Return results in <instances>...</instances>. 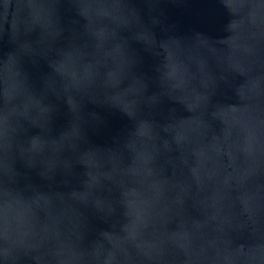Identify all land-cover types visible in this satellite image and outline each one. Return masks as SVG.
I'll return each mask as SVG.
<instances>
[{
  "label": "water",
  "instance_id": "95a60500",
  "mask_svg": "<svg viewBox=\"0 0 264 264\" xmlns=\"http://www.w3.org/2000/svg\"><path fill=\"white\" fill-rule=\"evenodd\" d=\"M0 264H264V0H0Z\"/></svg>",
  "mask_w": 264,
  "mask_h": 264
}]
</instances>
